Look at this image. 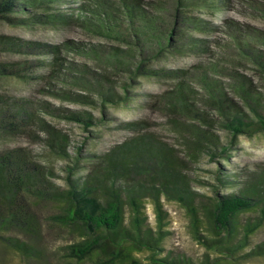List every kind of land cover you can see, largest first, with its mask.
Listing matches in <instances>:
<instances>
[{
  "label": "rangeland",
  "instance_id": "obj_1",
  "mask_svg": "<svg viewBox=\"0 0 264 264\" xmlns=\"http://www.w3.org/2000/svg\"><path fill=\"white\" fill-rule=\"evenodd\" d=\"M102 1L115 8L113 13L121 9L119 0ZM137 1L148 15L159 18L158 32L153 43L146 42L148 57L143 59L133 41L109 37L76 21L26 26L0 21V37L56 48L61 63L53 71L49 64L39 65V61L49 62L51 56L0 46V68L23 70L25 63L30 68L18 72L20 75L0 73V106L25 101L35 118L25 129L3 133L0 152L23 149L42 166L48 185L60 194L48 201L30 200L37 222L35 234L17 226L0 234V264H124L111 262V256L100 251L82 261L72 255L71 246L87 235L79 224L66 219L62 195L85 183L90 173L98 175L106 170L108 152L116 156L123 146L143 136L171 150L177 185L188 192L182 197L186 202H181L176 191H158L164 213L161 225L151 172L129 174V179L122 175L115 182L125 192V228L132 230V211L123 187L141 186L136 192L147 219L144 228L153 239H161L154 258L189 264H264V216L259 211L239 216L233 239L238 248L234 247L230 258H221L228 254L204 244L215 237L206 213L217 195L236 192L238 186L243 188L264 173V131L233 139L225 127L229 115L245 120L264 115V0H217L220 5L212 10L189 6L187 0ZM81 3L100 10L93 0H72L53 12L69 11ZM86 10L88 18L96 17ZM185 18L195 23H183ZM200 21L210 24L208 31L196 25ZM169 37L176 39L173 45ZM159 42L164 45L165 56L153 58ZM141 60L150 70L178 73L168 77L134 75V67ZM202 73H207L208 82L216 86L212 91L221 97L223 109L212 102ZM181 82L190 86L195 96L191 115H181L169 107V99ZM103 95L113 100H104ZM86 119L92 120L88 130L83 123ZM198 127L214 135L217 147L209 145V151L196 152L186 143L183 137H190L189 130ZM144 162L152 166L148 159ZM232 179L238 182L231 183ZM112 183L109 179L108 184ZM100 200L104 201L103 196ZM187 205L197 211L199 239ZM249 226L253 230L245 238ZM20 244L28 246L26 255L15 247ZM134 256L140 264L153 262L149 250Z\"/></svg>",
  "mask_w": 264,
  "mask_h": 264
},
{
  "label": "trees",
  "instance_id": "obj_2",
  "mask_svg": "<svg viewBox=\"0 0 264 264\" xmlns=\"http://www.w3.org/2000/svg\"><path fill=\"white\" fill-rule=\"evenodd\" d=\"M72 0H0V21H6L12 25H32L43 24L53 25L76 21L88 28H93L95 32L107 35L109 37L123 40L124 42L133 41L140 52V57H148L145 53L146 42L153 43V38L158 32V17L148 15L137 0H119L121 9H116L117 13L112 11L113 6L106 5L102 0H93L98 4L99 11L92 10V7L81 3L77 8H70L69 11L53 12L59 5H66ZM81 0H75L79 3ZM189 6H202L206 10H212L220 4L217 0H187ZM221 1V0H218ZM104 8L109 11L104 12ZM89 9L95 18H88L84 11ZM118 10V11H117ZM118 14V15H117ZM123 16L124 18H121ZM192 18L183 19V23L192 22ZM96 21V23H95ZM194 22V21H193ZM192 22V23H193ZM195 23V22H194ZM202 23V24H201ZM197 26L209 30L206 22L200 21ZM213 30V29H212ZM174 30L169 33L172 36ZM194 41V40H192ZM176 39L169 37V44L173 45ZM157 51L153 52V58L165 56L163 43H157ZM0 46L10 50L33 51L39 52L43 56H51L49 62L39 61V65L53 67L56 71L60 66V53L55 48L50 50L46 46H36L35 44L18 43L15 39L5 36L0 37ZM248 48H250L248 46ZM117 56V55H115ZM133 58V56H131ZM114 61L120 64V60L114 58ZM143 60L135 65L134 75L143 74L145 76H171L173 73L169 70H150L143 65ZM23 70H13L0 68L3 74H18L25 69H30L25 63ZM20 72V73H18ZM207 72V70H205ZM203 81L211 90L214 100L219 108L223 109L221 97L217 96L212 89L216 86L210 84L207 80V73H202ZM129 91V89H125ZM104 100H113V97L102 96ZM193 90L186 83L181 82L173 95L169 99V107L181 112V115L193 114L194 107ZM3 103V101H1ZM80 121L82 119L74 117ZM35 121L34 113L28 107L25 101H15L11 105L0 106V139L6 132H18L27 128ZM91 119L83 121L85 129ZM226 128L231 131L233 139L238 135H252L264 131V115L258 114L256 120H245L240 116L229 115L226 119ZM190 137H183L186 143L196 152L209 151V145H216V138L206 129L198 127L189 130ZM64 144V142H61ZM212 156L217 152H211ZM144 159L151 161V167L147 166ZM106 170L100 174L90 173L85 183L74 185L64 197L65 209L67 210L66 219L71 224H79L86 238L79 244L71 246L72 255L79 261L93 255L97 251L110 255L112 260H119L124 264H140L135 259V254L149 250L152 252V264H189L183 260L177 259H157L153 255L159 250L158 242L160 238L153 239L150 237L148 229L144 228L146 215L142 212V204L137 197V190L141 186L124 185L127 189V202L131 206L132 230L125 228V213L123 194L125 193L120 187L116 186L115 180L122 175L129 179V174L139 175L141 171L151 172V180L156 184L152 190L157 191L154 194L156 198V209L158 220L163 223V208L160 203V194L163 191L169 194L170 191H176L177 198L181 202H186L182 197L188 191L177 185L176 161L169 148H163L154 139L141 137L131 141L127 146H123L117 151V155L106 154ZM120 175H116L119 174ZM237 176V175H235ZM112 179V185L108 180ZM231 183L238 182L230 180ZM159 187H155V186ZM135 190V191H134ZM60 194H55L53 187L48 185L45 172L41 165L30 159L23 149H6L0 152V234L10 227L17 226L20 230L32 235L37 232V222L35 215L31 210L30 200L48 201L56 199ZM103 196L104 201L100 200ZM188 206L193 223V232L199 239L198 226L199 220L195 208ZM253 210L261 212L264 216V173L256 177L253 183L246 184L243 188L238 186L237 191L223 196L217 195L216 200L206 213V222L210 232L215 236L204 244L211 250H217L221 253L228 254L221 258H230L235 252L234 240L237 232L238 218L243 213H249ZM256 227V226H255ZM253 228L249 226L245 233V238H249ZM20 253L26 255L28 246L15 245ZM238 248V247H235ZM260 248V247H259ZM230 255V256H229Z\"/></svg>",
  "mask_w": 264,
  "mask_h": 264
}]
</instances>
